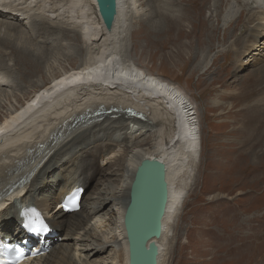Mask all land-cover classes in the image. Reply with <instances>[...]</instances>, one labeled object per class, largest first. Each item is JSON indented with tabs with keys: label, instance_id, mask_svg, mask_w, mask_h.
I'll list each match as a JSON object with an SVG mask.
<instances>
[{
	"label": "bare ground",
	"instance_id": "bare-ground-1",
	"mask_svg": "<svg viewBox=\"0 0 264 264\" xmlns=\"http://www.w3.org/2000/svg\"><path fill=\"white\" fill-rule=\"evenodd\" d=\"M155 3L157 0H116V14L111 29L107 30L97 11L95 0H0V30L6 29L2 27L5 24L2 19H19V22H14L15 33L20 37L25 36L30 42H43L40 47L45 50L34 54L18 38L12 39V35L2 36L0 32V48H9L10 56H13L19 71H23L24 75L26 70L21 69V66L25 67L28 63L35 64L36 68L38 61L62 44L61 40L80 43L78 48L84 47L89 53L88 59L81 66L64 71L52 79L50 85L46 84L36 90L26 105L8 107L4 118L0 119L1 264L5 239L28 241L29 234L24 228L28 219H35L33 210L47 225V230L37 231L38 243L31 248L33 259L22 264H98L95 259L91 262H74L72 246L68 241H72V238L75 240L79 234L87 238L92 234L96 235L94 238L97 246L103 247L86 252L85 260L91 253L92 256L97 254L96 250L104 252L108 246H112L113 255L118 258L117 263L128 264L122 217L135 170L144 158L160 160L166 166L168 202L162 221V233L155 241L159 252L158 264H162L166 258L171 226L181 208L183 197V190L172 186L175 173L180 172L175 171V167H178L175 165L182 159L195 158L198 153L196 122L184 113L176 116L175 110L166 108L161 99L153 96V93H164L178 106L187 99H182L179 88L172 83L163 88V85L150 81L148 77L137 75L135 65L120 56L129 24L133 22V25L140 26V23L148 25L152 22L153 15L158 14L148 10ZM214 3V10L218 11L223 0H214ZM242 4L243 2L237 1L236 9L239 8L235 12L239 11V14L234 13L236 16L231 22V25H236L240 16H244L241 26L239 25V37L229 42V50L236 59L243 49V56H246L244 63L248 64L264 57V0H250ZM145 5L149 14L145 13L147 8L142 10ZM21 16L23 17L19 18ZM158 16L166 25L168 23L165 20L174 18L165 14ZM217 16L218 23L224 20V15ZM227 16L229 18L231 13ZM201 19L199 18L197 26L199 31H205L209 18L203 16ZM20 20L21 27H26V31L20 28ZM205 20L207 21L204 22ZM11 21L7 23L11 24ZM22 21L28 23L27 26ZM177 22L179 25L174 34L177 36L176 41L181 37V30H185L181 27L182 21ZM160 24L154 27L153 23L149 29L162 32L164 28ZM141 28L133 30L132 36L138 38L136 32H140ZM189 32L191 31L187 33ZM147 33L150 35V32ZM209 60H212L211 56ZM2 62L3 58H0V69L5 67L0 71V86L7 85L10 77L6 73L10 66ZM244 63L242 61L239 64L236 72L246 69ZM10 70L16 71L12 67ZM214 103L217 104V101ZM259 108L254 104L250 107L252 111H249L251 126L255 128ZM108 109L110 111L106 114L98 115L97 118L90 117L89 121L83 120L71 126L72 119L76 116ZM139 113L142 118L138 117ZM130 116L135 118L129 119ZM114 147L118 148V155ZM109 153L112 156L114 153L115 157L105 160L104 165L100 164L99 161L103 162V157ZM93 178L95 179L92 180ZM16 185L18 186L14 189ZM76 186L83 190L78 204L80 208L69 213L61 212L53 202L58 200L61 203L65 195L70 194ZM11 187L14 190L9 191ZM86 187L91 188V191L84 193ZM106 206L114 210L112 234L92 233L94 224L90 223V219L92 216L98 217V213ZM97 217L95 221H100ZM53 232L56 235L48 237ZM59 235L62 236L61 243H54ZM109 238L112 239L111 242ZM46 249H49L47 255L38 257L40 251ZM88 249H91L90 245L82 247L81 252Z\"/></svg>",
	"mask_w": 264,
	"mask_h": 264
},
{
	"label": "rangeland",
	"instance_id": "rangeland-1",
	"mask_svg": "<svg viewBox=\"0 0 264 264\" xmlns=\"http://www.w3.org/2000/svg\"><path fill=\"white\" fill-rule=\"evenodd\" d=\"M237 1L243 2L242 5L250 2L223 0L218 11H215L214 0H157V3L153 4L155 8L151 5L148 10L145 5L142 10L145 11L147 8L146 14H149L148 10L153 14H165L174 18L165 20L168 23L166 25L160 21L161 17L153 15L152 22L148 25L140 23L142 28L140 32H136L138 38L132 36V31L140 26H135L131 22L126 31L123 48L121 46L120 56L135 65L134 71L141 72V76L163 85V88H166V84L172 83L183 93L180 92L183 95L182 99L185 96L190 99V101L188 98L185 99L184 103L177 106L166 94L153 93L154 97L162 100L163 106L175 110L176 116L184 113L193 120L191 116L196 112L197 117L194 122L198 153L195 158L191 157L192 160L186 158L189 161L186 159L179 161L175 165L179 168L174 166L175 171L180 172L175 173L172 186L182 189L183 197L181 208L171 226L167 256L162 264H264V57L245 64L246 56H243V49L236 59L229 50V42L239 37L244 19L241 15L238 23L231 25L235 16L239 14V11L235 12L239 8L236 9ZM229 13L230 17H233L234 13L236 15L230 19L227 16ZM219 14L221 17L224 15L222 17L224 20L218 23ZM202 15L209 18L205 31H199L197 26ZM8 20L2 19L5 23L2 27L6 28L5 31L0 30L2 36L4 34L12 35V39L18 38L20 43L25 44L34 54L45 50L40 47L43 42L34 43L32 39L30 42L25 36L20 37L15 33L14 22H19V19L11 21V24H8L10 23ZM177 21L185 24L181 25L185 30H181L178 41L174 35L178 29L176 26L179 25ZM153 23L154 27L161 23L160 26L164 30L157 33L153 27V30L149 29ZM27 24L24 23L26 26ZM19 25L24 31L27 30L26 27H21V20ZM147 32H150V35ZM183 33L186 34L183 36ZM61 42L62 44L49 51L43 60L38 61L36 68L35 64L30 63L25 67L21 66V69L26 70V75L19 71L18 63L10 56L9 48H0V58L4 61L2 63L10 66L9 72H6L10 74L9 82L0 86V119L7 109L15 105L18 107L26 105L36 90L49 84L64 71L81 66L88 59L89 53L84 47L78 48L80 43L73 40L70 42L68 39ZM52 43L55 42L52 40ZM209 56L212 60L208 61ZM242 61L246 69L243 72H236ZM206 63L208 64L205 68ZM11 67L16 71L10 70ZM254 104L260 106L256 115V128L251 126L250 107ZM6 105L8 106L4 107ZM114 149L118 155V148ZM113 157L114 153L113 156L109 153L103 157L104 161L99 163L104 165L105 160L109 161ZM180 163L183 165L180 166ZM87 189L84 193L91 191V188ZM53 204L55 206L57 204L58 207L60 203L55 200ZM98 214V217L92 216L90 219V223L94 224L92 233L112 234L114 210L106 206ZM96 217L100 221H95ZM7 231L13 233L11 230ZM95 236L92 234L87 238L79 234L75 240L72 238V241H68L72 246L74 262L75 260L78 263L83 260L91 262L95 259L98 264H120L117 263L118 258L113 255L112 246H108L104 252L96 250L98 255L92 256L91 253L85 260L86 252L103 249L97 246ZM57 237L60 239H54V243H61L62 236ZM31 240H35L32 245L35 247L38 242L33 238ZM109 240L112 241L111 238ZM89 245L91 249L81 252L82 247ZM48 251L49 249L41 250L38 257L47 255Z\"/></svg>",
	"mask_w": 264,
	"mask_h": 264
},
{
	"label": "water",
	"instance_id": "water-1",
	"mask_svg": "<svg viewBox=\"0 0 264 264\" xmlns=\"http://www.w3.org/2000/svg\"><path fill=\"white\" fill-rule=\"evenodd\" d=\"M97 11L107 30L111 29L116 0H95ZM104 111L87 112L74 117L71 126L90 117L106 114ZM129 111V110H128ZM131 111V110H130ZM168 202L166 166L157 159L144 158L137 166L128 191V201L122 217L128 247V264H158L156 240L162 233V221Z\"/></svg>",
	"mask_w": 264,
	"mask_h": 264
},
{
	"label": "snow or ice",
	"instance_id": "snow-or-ice-1",
	"mask_svg": "<svg viewBox=\"0 0 264 264\" xmlns=\"http://www.w3.org/2000/svg\"><path fill=\"white\" fill-rule=\"evenodd\" d=\"M33 216L35 219L32 221L31 227L32 231H46L47 225L44 224L43 220L39 218V214L33 210Z\"/></svg>",
	"mask_w": 264,
	"mask_h": 264
},
{
	"label": "built area",
	"instance_id": "built-area-1",
	"mask_svg": "<svg viewBox=\"0 0 264 264\" xmlns=\"http://www.w3.org/2000/svg\"><path fill=\"white\" fill-rule=\"evenodd\" d=\"M189 111L191 112L192 109H189ZM191 117H193V121H194V120L196 119V113H193ZM193 121H192V122H193Z\"/></svg>",
	"mask_w": 264,
	"mask_h": 264
}]
</instances>
